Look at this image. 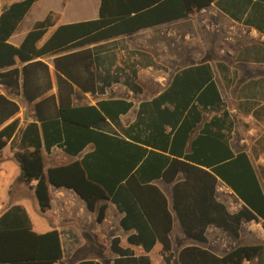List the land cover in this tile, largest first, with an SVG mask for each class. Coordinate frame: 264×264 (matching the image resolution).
Here are the masks:
<instances>
[{
  "label": "trees",
  "instance_id": "16d2710c",
  "mask_svg": "<svg viewBox=\"0 0 264 264\" xmlns=\"http://www.w3.org/2000/svg\"><path fill=\"white\" fill-rule=\"evenodd\" d=\"M34 1L15 0L0 6V68L10 66L0 71V81L14 90L21 88L28 100L38 95L32 93L34 87L41 88V91L51 87L47 64L34 60L35 57L182 18L214 0H100L98 17L60 24L38 46V41L54 23L52 13H48L34 23L20 45H13L8 38ZM16 59L25 64L14 66ZM94 64L95 56L88 48L54 59L58 101L56 103L51 94L35 104L46 149L51 143H59L66 152L77 153L82 147L78 143L75 146L79 148L71 149L76 142L75 130L98 127L105 122L106 115L116 121L119 111L125 112L132 106L131 101L123 99L72 106L74 85L84 91H103L104 84H98L100 79ZM113 108L117 111L112 112ZM18 110L19 105L14 100L0 93V124ZM206 110L215 113L208 121L202 122ZM199 123L202 125L192 137ZM18 124L19 119L15 117L0 129V151L16 132ZM130 126L137 127L140 132L147 131L142 138L134 136L140 139V143L168 151L170 156L151 150L141 162V170L148 164L155 173L144 176L136 170L130 172L136 160L124 174L117 176L85 173L80 161L51 166L45 171L39 125L28 122L23 129L19 128L21 143L24 147H32L30 151L19 149L14 152L20 165L19 179L25 183L37 180L33 188L40 210L45 211L50 205L49 183L73 189L90 210L99 199H109L124 213L121 226L135 229L128 234L127 241L141 245L147 252L160 242L164 264H171L173 259L169 237L173 212L184 234L201 243L208 241L205 231L209 224L238 237L242 221L264 220V171L261 172V181L248 153L231 149L228 135L233 120L209 63L192 64L181 69L160 94L141 102ZM186 144L188 152L185 151ZM137 147L141 148L142 154L146 150L143 146ZM179 173L181 179H177ZM153 177L172 183V210L164 192L151 182ZM218 179L243 201L238 210L231 212L217 199ZM104 209L105 205H101L98 219L103 217ZM110 249L116 254L111 264H152L147 254H135L131 248L121 246L118 237L111 239ZM61 257L57 229L33 230L30 216L20 204H12L0 214V263L54 264ZM178 261L180 264H244L245 261L264 264V243L237 245L223 255L196 244L185 245L178 252ZM76 264L101 263L83 259Z\"/></svg>",
  "mask_w": 264,
  "mask_h": 264
},
{
  "label": "crops",
  "instance_id": "0c3cea01",
  "mask_svg": "<svg viewBox=\"0 0 264 264\" xmlns=\"http://www.w3.org/2000/svg\"><path fill=\"white\" fill-rule=\"evenodd\" d=\"M13 1L15 0H0V6L1 3H11ZM99 4L100 0H35L15 31L8 38V41L13 45H20L34 23L43 19L48 13H52L54 23L48 27L46 33L38 41L37 45L40 46L58 25L98 17ZM223 31L230 33L232 35L231 39L239 40L244 37L249 40L248 53L250 57L244 61L238 57L230 58V64H236L231 67L237 69V64L241 62L260 64L262 68L259 73L261 77H264V0H214L210 5L182 18L35 57L34 60H41L47 64L51 87L44 91H41L39 87H34L32 93L38 95L32 100L26 99L21 88L14 90L0 81V93L19 105L18 112L0 124L1 129L13 118L17 117L19 119L16 132L0 151V174L11 172L0 184V214L12 204L22 205L28 214L29 206H32L34 210L36 209L41 218L48 223V229L36 231L31 220L33 230L44 232L55 228L59 232L62 257L54 264H69L70 261V264H76L83 259H93L104 264L98 257L88 255L100 252V248H103L105 252V248L109 250L111 253L109 264H111L116 256L110 249V242L113 237H118L120 245L131 248L135 254H147L152 264H164L160 242H156L152 249L147 252L141 245L131 244L127 241L128 234L135 232V229H124L121 226L120 219L124 213L119 211L109 199H99L96 201L94 209L90 210L85 201L73 189L64 186L57 187L49 183L50 205L45 211H41L33 188L37 180L33 179L29 183H25L19 179L20 165L14 157V152L19 149L32 150V147H24L21 143L19 128L23 129L28 122H36L39 125L42 140L41 154L45 171L51 166L80 161L85 173L99 176L110 174L117 176L124 174L125 169L136 160L130 172L136 170L139 175L141 173L144 176L150 175V172L155 173V170L151 171L148 164L141 170L140 165L145 157L150 154L151 150L170 155L168 151L152 149L140 143V139L134 137L139 136V138H142L147 134V131L140 132L137 127L130 126L136 119L139 106L141 102L149 101L160 94L181 69L203 62H207L211 66L213 79L223 99L217 77H221L220 73H222L225 78V70L228 69L225 65L226 62L216 57L215 54L207 53L204 51L205 48L202 54L199 52L196 56L193 54L190 56L188 51V47L191 45L201 44L204 46L208 44L206 40L210 42L218 40ZM255 42L259 48L253 49L251 47L254 46L253 43ZM87 48L95 56V71L100 79L98 84H104L103 91H84L74 85L71 93L72 106L96 105L103 100L116 99L131 101L132 106L125 112L119 111L116 115V121L109 119V115H106L105 122L98 127H87L91 130L86 128L75 130L73 135L76 142L71 149L74 150L82 146L77 153L66 152L59 143H51L49 149H46L40 122L36 116L35 104L51 94L55 96L56 103L58 101L54 59L57 56ZM178 48L180 49L179 52L176 51ZM24 64L25 62L16 59L14 66L22 67ZM9 67L0 68V71ZM260 91L261 94H264V85ZM227 109L231 116V110L228 107ZM115 110L113 108L112 112ZM214 113V111H204L202 122L208 121ZM201 125L202 123H199L198 127L192 132V137L196 135ZM169 128L167 126V129ZM233 129L234 121L232 130L228 135L231 149L234 152L246 151L233 148L231 143ZM77 143L79 146L76 148L75 144ZM137 146L146 148L145 152L142 154L141 148ZM185 151H189L188 144H186ZM13 162L16 165L11 171L8 165ZM257 174L262 181L260 174L258 172ZM181 178L182 175L179 173L177 179ZM151 182L158 185L164 192L172 210V183H167L160 177H153ZM27 197L31 198L28 203L25 200ZM216 197L224 202L231 212L238 210L243 204V201L234 191L220 179H218L216 185ZM101 205H105L104 215L101 219H98L97 214ZM42 213L46 214L47 219L43 218ZM221 229L219 226L209 224L205 231L208 241L206 243L198 242L184 234L178 218L173 212L172 228L169 232L173 252L171 264L176 262L180 264L178 252L183 246L190 244H196L208 248L217 255H223L225 252L215 250L208 245L211 244V239H218L224 235L223 229ZM242 237L250 240L251 244L264 243V220L259 218L257 220L242 221L240 235L235 238ZM185 238L188 240H185ZM255 238H258L261 242L255 241ZM176 239L181 240L182 243L177 245L175 243ZM82 254L88 256H82ZM155 255L157 256L154 257ZM244 264H248V262L245 261Z\"/></svg>",
  "mask_w": 264,
  "mask_h": 264
},
{
  "label": "rangeland",
  "instance_id": "374dc122",
  "mask_svg": "<svg viewBox=\"0 0 264 264\" xmlns=\"http://www.w3.org/2000/svg\"><path fill=\"white\" fill-rule=\"evenodd\" d=\"M231 37L232 35L230 33L223 31L218 40L216 39L211 42L206 40L208 46L204 45V47L201 44L195 46L191 45L188 47V51L190 56L192 54L196 56L199 52L202 54V52L206 51L209 54L217 55L216 57L226 62L225 65L228 69L225 70V78L223 77V74L220 73L221 77H217V81L221 87L225 105L231 110V117L234 121L231 143L235 150L244 149L248 152L261 177V172L264 171V94H261L260 89L264 85V77L260 76L261 74L259 73V70L262 67L260 64H249L247 62L238 63L237 69L231 67L236 64H230V58L238 57L244 61L250 57V54L248 53V49L250 48L248 45L249 40L244 37L239 40H234L231 39ZM253 44L254 46L251 48H259L256 45V42ZM204 48L206 50H204ZM176 51L179 52L180 49L178 48ZM248 111H250V113H248ZM14 162L8 165L9 170L11 171L16 165ZM9 173L11 172L8 171L0 174V184L1 182H4L3 179L7 177ZM25 200L28 203L31 198L27 197ZM32 208V206H29L28 211L34 229L36 231L48 229V223L41 218L36 209L34 210ZM42 215L44 219H47L46 214L42 213ZM222 232H224V235L220 238L210 240L211 244L208 245L211 248L220 250L221 252H227L236 245L252 243L250 240L243 237L235 238L224 230H222ZM185 240L188 239L185 238ZM254 240L261 242L258 238H255ZM175 243L179 245L182 242L181 240L176 239ZM105 250L106 252L103 248H100V252L88 255L98 257L104 262V264H109L111 253L107 248H105ZM88 255L82 254V256ZM67 256L66 253V257ZM156 256L157 255L154 257ZM68 261H70V259H68ZM70 263L71 261L69 264ZM175 264H177V262Z\"/></svg>",
  "mask_w": 264,
  "mask_h": 264
}]
</instances>
